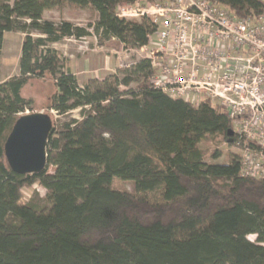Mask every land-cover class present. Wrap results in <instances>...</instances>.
I'll return each instance as SVG.
<instances>
[{
	"label": "trees",
	"instance_id": "1",
	"mask_svg": "<svg viewBox=\"0 0 264 264\" xmlns=\"http://www.w3.org/2000/svg\"><path fill=\"white\" fill-rule=\"evenodd\" d=\"M136 1L0 0V48L5 32L24 34L19 72L0 82V264H264V177L241 176L238 161L207 163L198 148L214 135L233 145L232 118L209 99L195 105L153 88L146 58L122 78L108 74L80 86L49 46L90 35L124 49L152 46L158 25L150 18L115 15ZM208 1L239 17L264 7L260 0ZM64 3L92 8L97 20L80 26L43 18ZM35 78L53 81L49 110L79 109L80 119L52 124L43 172L18 174L4 144L32 110L21 92ZM115 177L133 182L136 193L112 187ZM35 183L50 191L45 209L21 202L22 189ZM153 192L160 200L150 203L143 195Z\"/></svg>",
	"mask_w": 264,
	"mask_h": 264
},
{
	"label": "built area",
	"instance_id": "2",
	"mask_svg": "<svg viewBox=\"0 0 264 264\" xmlns=\"http://www.w3.org/2000/svg\"><path fill=\"white\" fill-rule=\"evenodd\" d=\"M115 15L158 25L153 45L139 48L150 61L152 87L219 106L234 124L241 176L264 177V7L239 17L208 0H139L120 4Z\"/></svg>",
	"mask_w": 264,
	"mask_h": 264
},
{
	"label": "rangeland",
	"instance_id": "3",
	"mask_svg": "<svg viewBox=\"0 0 264 264\" xmlns=\"http://www.w3.org/2000/svg\"><path fill=\"white\" fill-rule=\"evenodd\" d=\"M54 7L52 12L49 13L52 19L61 20L64 17H71L77 19L78 23L83 26L93 24L97 20L96 12L86 7L84 12L79 14L75 12L70 5ZM71 7V8H70ZM49 20V19H47ZM23 35L16 32H6L3 37V42L0 48V80H3L12 75L18 74V50H20L21 40ZM115 41H103L102 44H98L97 40L90 39H71L62 40L55 43L53 46L57 48L62 54H86L89 58L90 69L84 74L78 75L79 79L77 83L82 86L90 78H104L108 74H117L119 78L129 72L137 61L145 58V52H140L139 48H128L124 50V47L120 49V45L115 46ZM74 58V56H72ZM107 61L108 64H104ZM115 61L116 65H121L111 71L110 62ZM71 68L76 65L75 62L69 64ZM110 69V70H109ZM131 90H137V82L130 84ZM125 91L124 86L120 87ZM55 92L53 81L46 79H31L25 87L22 89V96L32 100V110H26L25 113H31L33 111H42L50 113L52 116V124L54 122L68 121L72 118L80 119L79 109H74L66 114L58 115L53 110L48 109L49 98ZM197 95L194 93H188L184 99L196 103L198 100ZM225 112V111H223ZM226 113V112H225ZM234 127V124H232ZM198 148L203 154L204 161L207 163H219L227 164L232 161H238L241 158L240 150L234 146L225 142L220 135L207 136L198 144ZM218 153V157L214 158V154ZM53 167L49 168V172H53ZM112 187L121 189L135 194L134 184L131 181H123L118 178H113ZM49 190L45 189L41 185L35 183L32 186L24 187L22 189V203H32L38 209H45L48 207L47 196ZM150 203H155L160 200L158 192L148 193L143 195ZM248 238L252 241L255 240L254 235H249Z\"/></svg>",
	"mask_w": 264,
	"mask_h": 264
},
{
	"label": "water",
	"instance_id": "4",
	"mask_svg": "<svg viewBox=\"0 0 264 264\" xmlns=\"http://www.w3.org/2000/svg\"><path fill=\"white\" fill-rule=\"evenodd\" d=\"M51 127L52 118L46 112L33 111L19 116L4 144V156L13 171L35 174L45 170Z\"/></svg>",
	"mask_w": 264,
	"mask_h": 264
},
{
	"label": "crops",
	"instance_id": "5",
	"mask_svg": "<svg viewBox=\"0 0 264 264\" xmlns=\"http://www.w3.org/2000/svg\"><path fill=\"white\" fill-rule=\"evenodd\" d=\"M66 5H69V4H66ZM71 7V9H74V11L75 12H78L79 14H81V13H83L84 12V9L85 8H81V7H77V6H75V5H70ZM52 9L53 8H51V9H47V10H45L44 12H43V18L44 19H49V20H52V21H55V22H57V20H55V19H52L51 17H48V16H50V14L49 13H51L52 12ZM62 19H64V20H68V21H71L72 23H74L75 25H80L81 26V24L80 23H78V21H77V19H73V18H71L70 16L69 17H64V18H62ZM6 33V32H5ZM5 33H4V35H5ZM16 33H21V32H16ZM22 35H23V37H24V34L23 33H21ZM32 35L34 36V37H41V36H43V35H40V34H38L37 32H32ZM4 37V36H3ZM90 38H93L95 41L97 40L96 39V37L94 36V35H90V36H88V37H85V38H82L83 40H86V39H90ZM23 39V38H22ZM65 39H67V40H71V39H74V38H65ZM65 39H63V40H65ZM21 42H22V40H21ZM55 43H51L49 46L51 47V48H54V49H56L57 50V48H55L53 45H54ZM21 47V46H20ZM123 48V45H121L120 44V49H122ZM125 50V49H124ZM19 56H20V50H18V59H19ZM63 56L65 57V59H66V67H67V69L71 72V73H73L75 76H76V78H77V81H78V75H80V74H84V73H86L87 71H89V69H90V65H89V58H88V56L86 55V54H75V55H68V54H65V53H63ZM72 56H74V58H72ZM18 61V60H17ZM71 62H75V64L76 65H73V67L71 68V66L69 65ZM104 64H108V62L107 61H105L104 62ZM110 66L112 67L111 68V71L112 70H114L115 68H117V67H120L121 65H116V62L115 61H111L110 62ZM110 70V69H109ZM19 72V71H18ZM7 78H9V77H7ZM7 78H5V79H3V80H0V82H2V81H4V80H6Z\"/></svg>",
	"mask_w": 264,
	"mask_h": 264
}]
</instances>
